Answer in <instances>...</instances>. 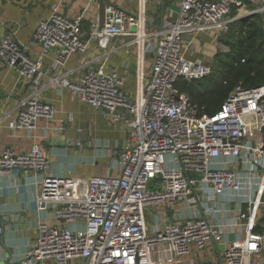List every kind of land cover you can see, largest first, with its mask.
Segmentation results:
<instances>
[{
  "label": "built area",
  "instance_id": "built-area-1",
  "mask_svg": "<svg viewBox=\"0 0 264 264\" xmlns=\"http://www.w3.org/2000/svg\"><path fill=\"white\" fill-rule=\"evenodd\" d=\"M137 1L134 14L106 5L87 39L84 13L70 19L53 7L34 31L36 58L14 32L0 34V64L25 85L13 116L0 115V127L5 123L33 138L36 122L56 114L41 100L52 88L121 121L125 134L113 148L116 177L54 171L36 144L23 153L0 150L1 195L6 188L17 194L21 177L31 185L36 235L17 264H169L151 258L155 248L167 250L175 264L192 249L215 254L200 264H264V85L236 86L211 115L176 85L213 71V59L186 57L198 34H211L216 50L227 53L217 38L243 17L264 16V0H176L175 19L154 30L147 28L148 0ZM115 38H128L137 48L132 96L121 76L106 69ZM90 41L99 54L71 80L67 62L86 52ZM50 52L54 59L45 70L42 60ZM149 207L160 209L150 225Z\"/></svg>",
  "mask_w": 264,
  "mask_h": 264
},
{
  "label": "crops",
  "instance_id": "crops-1",
  "mask_svg": "<svg viewBox=\"0 0 264 264\" xmlns=\"http://www.w3.org/2000/svg\"><path fill=\"white\" fill-rule=\"evenodd\" d=\"M108 4L131 14L138 7L137 0H0V34L14 32L28 56L36 58L40 47L34 42L33 34L37 24L50 15L53 7L56 6L59 13L70 19L84 13L82 30L87 39L90 24L101 21L103 9ZM145 9L147 28L154 30L164 21H173L179 7L176 0H148ZM185 38L189 39L188 36ZM213 40L211 34H198L193 42V52L187 53L186 57L193 61L210 62L216 53ZM111 46L116 50L106 62V69L121 76L123 89L132 96L137 48L128 38H115ZM98 54L93 41L89 42L86 52L73 54L66 65V69L72 72L71 80H76L83 70L82 65L93 61ZM53 59L54 52L43 58L45 70H49ZM144 65L147 70L148 63ZM24 91V82L14 71L0 64V115L7 113L12 117ZM41 100L54 106V118L50 121L39 119L33 138H27L21 130H10L3 123L0 127V150L8 148L23 153L36 144L47 155L54 171L81 178L119 175L114 165L113 148L121 146L125 139L121 121L103 117L100 110L80 103L65 90L60 93L52 88L45 89ZM28 183L21 177L17 194L11 193L8 188L4 190V195L0 193V228L13 263H17L27 242L36 235L31 210V185ZM47 222L50 224L51 221ZM212 253L216 252L212 250Z\"/></svg>",
  "mask_w": 264,
  "mask_h": 264
},
{
  "label": "trees",
  "instance_id": "trees-1",
  "mask_svg": "<svg viewBox=\"0 0 264 264\" xmlns=\"http://www.w3.org/2000/svg\"><path fill=\"white\" fill-rule=\"evenodd\" d=\"M248 8H251L249 4ZM234 13L235 9L231 15ZM220 40L229 51L216 50L212 73L190 82L179 79L176 84L191 104L210 115L236 86L264 85V16L254 14L233 22Z\"/></svg>",
  "mask_w": 264,
  "mask_h": 264
},
{
  "label": "rangeland",
  "instance_id": "rangeland-1",
  "mask_svg": "<svg viewBox=\"0 0 264 264\" xmlns=\"http://www.w3.org/2000/svg\"><path fill=\"white\" fill-rule=\"evenodd\" d=\"M217 40L224 44L222 40H220V36L219 38H217ZM160 212V209L158 207H149L147 209H145V215H146V220L148 222V224H151V217L154 214H157ZM49 225V223H47ZM219 250L221 251V247H219ZM151 258L155 261L157 259H161L162 261H164V263H169V264H175L173 258L170 256V253L165 250L164 248H155L150 252ZM215 254L210 255V252L207 250L204 251H197L195 249H192V254L191 256H188L186 258H184L183 260H181L180 262H182L181 264H200L202 262H208L210 261L211 258H214ZM215 259V258H214ZM217 259V257H216Z\"/></svg>",
  "mask_w": 264,
  "mask_h": 264
},
{
  "label": "water",
  "instance_id": "water-1",
  "mask_svg": "<svg viewBox=\"0 0 264 264\" xmlns=\"http://www.w3.org/2000/svg\"><path fill=\"white\" fill-rule=\"evenodd\" d=\"M11 251L7 248L4 239V233L2 231L0 235V264H17L11 262Z\"/></svg>",
  "mask_w": 264,
  "mask_h": 264
}]
</instances>
